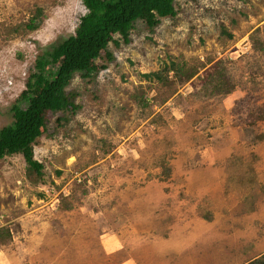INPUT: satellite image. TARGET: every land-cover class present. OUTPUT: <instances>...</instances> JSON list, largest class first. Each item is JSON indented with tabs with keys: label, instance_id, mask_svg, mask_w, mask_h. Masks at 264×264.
<instances>
[{
	"label": "rangeland",
	"instance_id": "obj_1",
	"mask_svg": "<svg viewBox=\"0 0 264 264\" xmlns=\"http://www.w3.org/2000/svg\"><path fill=\"white\" fill-rule=\"evenodd\" d=\"M42 7L41 26L12 34ZM0 159V264H246L264 254V0H176ZM82 0H0V128L37 56L71 34ZM102 54H105L102 51ZM173 62L195 75L145 77ZM89 64V63H87ZM170 74H174L170 72ZM144 100L147 104H144Z\"/></svg>",
	"mask_w": 264,
	"mask_h": 264
},
{
	"label": "trees",
	"instance_id": "obj_2",
	"mask_svg": "<svg viewBox=\"0 0 264 264\" xmlns=\"http://www.w3.org/2000/svg\"><path fill=\"white\" fill-rule=\"evenodd\" d=\"M87 11L80 18L75 32L51 44L41 52L27 81V88L13 102V120L0 128V159L22 154L27 176L34 183L43 182L45 165L35 158V145L47 131L51 113H61L56 121L63 124L79 109L75 102L78 91L70 89L73 78L80 75L93 80L101 69L115 60L111 44L121 47L132 41V30L139 21L155 31L163 18L178 14L176 0H82ZM42 7L25 22L12 26L9 32L20 34L35 31L42 24ZM102 51L105 54H102ZM89 63V64H87ZM173 72L174 74H170ZM145 77L171 83L195 73L183 64L173 62ZM144 104H147L144 100ZM246 264H264V254Z\"/></svg>",
	"mask_w": 264,
	"mask_h": 264
}]
</instances>
